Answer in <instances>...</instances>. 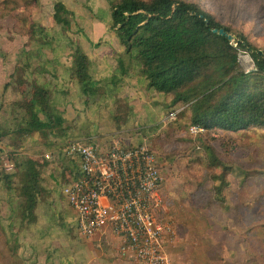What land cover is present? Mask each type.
Here are the masks:
<instances>
[{
    "label": "rangeland",
    "instance_id": "374dc122",
    "mask_svg": "<svg viewBox=\"0 0 264 264\" xmlns=\"http://www.w3.org/2000/svg\"><path fill=\"white\" fill-rule=\"evenodd\" d=\"M34 1L0 0V157L14 165L12 171L0 168V264H23L26 257V264L37 261L24 244L28 240L20 237L24 231L34 236L40 232L36 224H24L20 219L24 201L17 174L27 159L47 163L41 171L47 190L35 213L44 225L43 233L51 236L49 248L58 246L71 255L86 249V239L78 235L73 213L61 194L62 187L75 180L77 165L56 156L48 162L44 155L74 140L103 149L112 138L124 141L128 146L120 144L126 147L146 145L158 156L166 208L161 217L171 218L174 226V235L166 243L173 264H250L252 259L253 264H262L257 248H249L253 229L264 223V126L192 134L189 104L172 105V95L145 90L136 99V114L123 99L88 95L83 99L90 105L76 108L78 122L69 114L65 117L64 134H39L36 139L31 134L32 142L19 134L17 130L26 122L28 94L35 85L22 82L26 56L21 55V46L29 47L30 66L38 62V53L46 61L68 62L77 50L82 51L81 46L86 47L91 23L107 21L110 13L109 0H64L74 13L69 17L70 29L65 30L52 20L56 0ZM185 1L198 4L233 36L243 35L264 51V0ZM107 24L109 27L110 21ZM238 66L245 74L254 71L252 60L242 52ZM45 68L50 69L51 64L46 63ZM252 81L264 86V75L252 77ZM9 93L17 99L8 97ZM102 246L94 249L109 248Z\"/></svg>",
    "mask_w": 264,
    "mask_h": 264
},
{
    "label": "trees",
    "instance_id": "16d2710c",
    "mask_svg": "<svg viewBox=\"0 0 264 264\" xmlns=\"http://www.w3.org/2000/svg\"><path fill=\"white\" fill-rule=\"evenodd\" d=\"M109 7V29L124 47L125 55L138 66L146 88L157 94L172 95V105L189 104L191 126L203 129V133L218 129L238 132L264 126V86L252 81V77L264 75V51L243 35L233 36L228 27L198 4L185 0H120L117 3L109 0ZM69 17H74V13L56 0L53 22L69 30ZM220 29L234 40L229 42L226 36L213 33ZM240 52L252 60V73L240 71ZM72 64L82 94H94L88 59L83 51L74 53ZM22 82L25 81L22 79ZM28 96L26 122L17 130L19 134L24 137L34 133L64 134L65 120L52 106L46 87L35 84ZM45 166L46 162L27 159L18 167L20 197L24 201L20 219L24 224L31 225L37 220L35 210L46 191L41 177ZM78 175L77 167L75 177ZM253 230L249 249L256 247L264 264V223ZM249 263L253 264V259Z\"/></svg>",
    "mask_w": 264,
    "mask_h": 264
},
{
    "label": "built area",
    "instance_id": "2783aa9c",
    "mask_svg": "<svg viewBox=\"0 0 264 264\" xmlns=\"http://www.w3.org/2000/svg\"><path fill=\"white\" fill-rule=\"evenodd\" d=\"M174 118V114L170 115ZM190 133L204 130L191 126ZM75 162L79 175L61 194L75 218L78 235L91 239L111 234V245L135 264H173L166 243L174 235L171 218L164 219V177L157 154L146 145L122 146L118 141L99 149L88 142H66L44 158ZM0 168L14 165L0 157Z\"/></svg>",
    "mask_w": 264,
    "mask_h": 264
},
{
    "label": "crops",
    "instance_id": "0c3cea01",
    "mask_svg": "<svg viewBox=\"0 0 264 264\" xmlns=\"http://www.w3.org/2000/svg\"><path fill=\"white\" fill-rule=\"evenodd\" d=\"M59 1L63 2L69 9L64 0ZM109 21L110 13H108L107 21L97 20L98 23H91L92 26L89 29L91 37L86 38V47H80L88 59V72L92 82L91 87L96 91L91 96L95 98L112 96L116 101L123 99L124 101H128V107L132 110L133 114H136V99L141 97L142 93L146 92L145 90L148 91L146 88L147 83L146 80L138 74V66L125 55L124 47L118 41L115 33L109 29L107 24ZM36 22L43 26L40 22ZM85 34H87V32ZM28 48V46H21V55L26 56L23 58L26 59V61H24L26 62V70L22 77L23 80H25L27 84H32L34 82L38 86L46 87L51 95L52 106L56 110L64 113L62 114L63 119L65 120V117L69 114L70 119L72 118L75 123L78 122L80 117H78L79 113L76 109L77 106L82 105L84 108V106L90 104L84 103V95L73 74L72 60L68 62L65 59L46 61L43 60L38 53V55H36L38 62L30 66V62L32 61H30L28 57ZM23 49H25V52ZM46 63L51 64L50 69L45 68ZM63 65H65V67ZM29 66L31 68L28 69ZM8 97H13V100L17 99L14 94L10 93ZM56 100L60 102H55ZM67 107H69V109H67ZM32 135L34 139H36V136L39 134L34 133ZM28 139L30 141L34 140L31 137ZM86 139L91 138L88 137ZM115 141L124 144V141L112 138L108 146ZM33 145L31 144V146ZM42 184L44 189L47 190L45 184ZM35 224L38 226L36 227V231H40L37 232L35 236L26 234L27 231L20 233L22 239L25 238L24 240H28V242L24 244L28 249L29 247L31 248V252H33L34 256L37 258L35 264H135L131 256H121L118 250L110 249V246L115 243L111 234H106L104 236L97 235L91 239H86V249H84V251H74L73 253H76V255H71L69 251H64L62 253L58 246H54L50 249L48 239L51 236L46 235L45 232L43 233L44 225H42L39 219L31 225ZM102 245H104L105 248H109L104 250L94 249ZM115 245L117 246V243H115ZM27 259L28 257L22 261L23 258H21L20 261L26 264L28 263Z\"/></svg>",
    "mask_w": 264,
    "mask_h": 264
},
{
    "label": "water",
    "instance_id": "95a60500",
    "mask_svg": "<svg viewBox=\"0 0 264 264\" xmlns=\"http://www.w3.org/2000/svg\"><path fill=\"white\" fill-rule=\"evenodd\" d=\"M213 33H214V34H219V35L222 36V37H223V36H226L229 42H232V41L234 40L233 36H231V35H226V33L224 32L223 29H220L219 31H218V30H213ZM260 54H261V52H260Z\"/></svg>",
    "mask_w": 264,
    "mask_h": 264
}]
</instances>
